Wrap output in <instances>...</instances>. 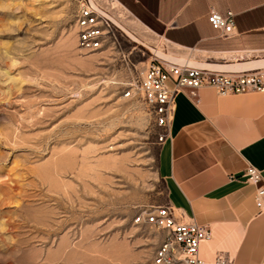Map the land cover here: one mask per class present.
<instances>
[{"label": "rangeland", "instance_id": "374dc122", "mask_svg": "<svg viewBox=\"0 0 264 264\" xmlns=\"http://www.w3.org/2000/svg\"><path fill=\"white\" fill-rule=\"evenodd\" d=\"M81 1L0 0V264H153L163 232L136 218L168 205L167 129L124 93L154 54L219 62L160 41L115 0L92 1L116 41L85 52Z\"/></svg>", "mask_w": 264, "mask_h": 264}, {"label": "crops", "instance_id": "0c3cea01", "mask_svg": "<svg viewBox=\"0 0 264 264\" xmlns=\"http://www.w3.org/2000/svg\"><path fill=\"white\" fill-rule=\"evenodd\" d=\"M115 1L160 41L219 61L198 64L220 71L264 69V0ZM211 8L222 17L232 14L231 37L219 38L211 28ZM248 167L264 181V93L179 92L157 172L175 214L208 227L199 248L207 263L222 252L234 264H264V199L259 208L256 187L245 179Z\"/></svg>", "mask_w": 264, "mask_h": 264}, {"label": "built area", "instance_id": "2783aa9c", "mask_svg": "<svg viewBox=\"0 0 264 264\" xmlns=\"http://www.w3.org/2000/svg\"><path fill=\"white\" fill-rule=\"evenodd\" d=\"M206 19L219 38L227 39L233 35L231 13L222 17L211 8ZM75 28L78 47L85 52L97 51L107 38L116 41L117 27L92 0L81 1L75 17ZM201 88L213 89L219 96L264 93V69L215 71L192 66L186 58L178 62L154 54L140 79L131 84L124 95L132 97L135 93L139 94L151 110L155 123L166 128L168 135L177 94L187 90L190 96L196 97ZM245 179L256 187L255 202L262 208L264 181L260 172L248 167ZM136 221L163 232V239L154 252L153 264H234L233 258L222 252L211 262L203 261L199 257V248L209 238L208 227L177 216L170 205L144 213Z\"/></svg>", "mask_w": 264, "mask_h": 264}, {"label": "water", "instance_id": "95a60500", "mask_svg": "<svg viewBox=\"0 0 264 264\" xmlns=\"http://www.w3.org/2000/svg\"><path fill=\"white\" fill-rule=\"evenodd\" d=\"M109 19H110V21L118 28V29H120L119 28V26L109 17ZM155 55H157V54H155ZM158 57H161V58H166V57H162V56H159V55H157ZM166 59H169V60H172V61H182V60H180V59H171V58H166ZM191 65V64H190ZM192 66H197V67H203L201 64H197V65H192ZM203 68H206V69H210V68H208V67H203ZM210 70H214V69H210ZM215 71H220V70H215ZM227 72V71H226Z\"/></svg>", "mask_w": 264, "mask_h": 264}, {"label": "bare ground", "instance_id": "6f19581e", "mask_svg": "<svg viewBox=\"0 0 264 264\" xmlns=\"http://www.w3.org/2000/svg\"><path fill=\"white\" fill-rule=\"evenodd\" d=\"M120 29H122L121 27H120ZM125 31V30H124ZM128 36V35H127ZM130 37V36H129ZM133 40V39H132ZM163 57H165V56H163ZM204 63V62H203ZM255 63V62H254ZM257 63V62H256ZM260 63V62H259ZM191 64V63H190ZM193 65H195L194 63H192ZM191 64V65H192ZM247 64V63H246ZM203 67H208V68H213V69H217V68H219V66H215V65H208V64H201ZM241 65H243V64H241ZM251 65V64H250ZM230 67H232V66H230ZM240 67V66H239ZM251 67V66H250ZM254 67V66H253ZM238 68V67H237ZM243 68V67H242ZM245 68H247V67H245ZM227 69H228V67H227ZM241 69V68H240Z\"/></svg>", "mask_w": 264, "mask_h": 264}]
</instances>
